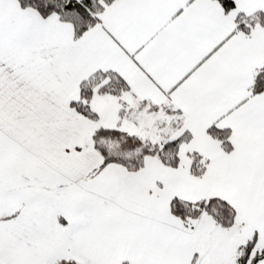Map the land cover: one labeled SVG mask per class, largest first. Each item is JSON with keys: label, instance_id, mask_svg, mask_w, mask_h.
Here are the masks:
<instances>
[{"label": "snow or ice", "instance_id": "6c2138e0", "mask_svg": "<svg viewBox=\"0 0 264 264\" xmlns=\"http://www.w3.org/2000/svg\"><path fill=\"white\" fill-rule=\"evenodd\" d=\"M0 264H264V0H0Z\"/></svg>", "mask_w": 264, "mask_h": 264}]
</instances>
